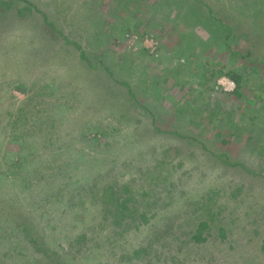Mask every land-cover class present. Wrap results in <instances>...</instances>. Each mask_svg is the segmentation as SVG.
I'll return each instance as SVG.
<instances>
[{
    "label": "rangeland",
    "instance_id": "rangeland-1",
    "mask_svg": "<svg viewBox=\"0 0 264 264\" xmlns=\"http://www.w3.org/2000/svg\"><path fill=\"white\" fill-rule=\"evenodd\" d=\"M1 1L0 264H264V0Z\"/></svg>",
    "mask_w": 264,
    "mask_h": 264
},
{
    "label": "trees",
    "instance_id": "trees-1",
    "mask_svg": "<svg viewBox=\"0 0 264 264\" xmlns=\"http://www.w3.org/2000/svg\"><path fill=\"white\" fill-rule=\"evenodd\" d=\"M1 1V0H0ZM2 5L4 6H9V8H11V1H6V0H2ZM33 2L30 1V0H23L21 1V4L20 6H17L16 7V13L18 11H22V12H25V13H29V12H32V10L34 9L35 5L32 4ZM21 15V14H19ZM250 17V15H249ZM256 15H251V21L252 23H259V20L260 19H256ZM248 34H246L245 36H247ZM250 50V51H249ZM247 49V57L250 58V54L251 53V50L252 49ZM256 56V55H255ZM250 62V64H252V66L256 69L255 65H259L261 63H263V60H259L258 61V58L257 56L254 57V58H250V60L248 61ZM264 64V63H263ZM220 74H226L227 76L230 77V79L234 82V90H233V94H236V95H241V91H240V88L242 87V85L248 80V78H246L244 76V74L242 72H239V71H236V70H233V69H226V70H223V68H218L217 70H211L208 75L211 76V77H214V76H217V75H220ZM256 95V93L254 94ZM257 97V95L255 96ZM75 187L76 188H79V184H75ZM114 193L113 192H110L109 190L105 189V190H102L100 192V198H101V201L102 203H106V204H109L111 207H114L115 208V213L112 212V214H114V216H116V218H119L120 217V220L121 218H126V216H130V213L132 210H129L128 209V201H129V198L127 196H120V195H117V196H114L113 195ZM135 208V207H134ZM108 210L110 211L111 209L108 208ZM140 218H143V221H147V218H146V215H144V213H140L139 215ZM206 223L205 222H200L198 224V227L195 231V233L191 236L192 239L196 242H200V241H203L205 239V237L202 235V231L206 229ZM16 226V227H15ZM19 226H21V234H22V237L24 238V240L26 241V243L28 244H31V246L36 250V251H42V252H47L46 249H44L41 245V242H38L36 237L33 235L32 231L29 229V225L28 223L26 222H23V223H20V222H15L14 224V227L12 228L14 231H16V229L19 228ZM145 252L144 249H141ZM136 253H138L139 251H136Z\"/></svg>",
    "mask_w": 264,
    "mask_h": 264
},
{
    "label": "built area",
    "instance_id": "built-area-1",
    "mask_svg": "<svg viewBox=\"0 0 264 264\" xmlns=\"http://www.w3.org/2000/svg\"><path fill=\"white\" fill-rule=\"evenodd\" d=\"M147 41H148V44L153 46V47H154V44H156V42L151 37L145 38L144 43H146ZM225 82H227V81H225ZM228 83L231 85L229 89H232L234 87V82L229 80Z\"/></svg>",
    "mask_w": 264,
    "mask_h": 264
}]
</instances>
